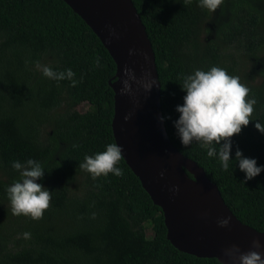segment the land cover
<instances>
[{"label":"trees","instance_id":"obj_1","mask_svg":"<svg viewBox=\"0 0 264 264\" xmlns=\"http://www.w3.org/2000/svg\"><path fill=\"white\" fill-rule=\"evenodd\" d=\"M132 1L155 52L172 143L204 169L239 221L264 233V171L245 181L234 161L224 170L206 146L181 145L173 125L184 74L215 65L239 77L243 57L264 55V0H224L215 12L198 0ZM37 62L71 68L77 83L43 76ZM116 72L108 49L65 1L0 0V264H222L171 244L162 209L123 156L119 177L93 178L79 167L85 155L116 143ZM254 82L241 83L257 101L253 117L264 123V83ZM232 140L233 155L239 146L264 164V134L253 121ZM28 158L45 168L38 182L51 191L40 219L14 215L6 193L19 179L11 162Z\"/></svg>","mask_w":264,"mask_h":264},{"label":"water","instance_id":"obj_2","mask_svg":"<svg viewBox=\"0 0 264 264\" xmlns=\"http://www.w3.org/2000/svg\"><path fill=\"white\" fill-rule=\"evenodd\" d=\"M63 1L97 34L116 63L114 137L123 158L162 209L171 244L181 252L216 258L222 264H239L227 251L233 245L239 249L236 256L250 250L264 255V233L239 221L204 169L172 143L160 119L155 52L133 1ZM124 81L127 91H121ZM223 217L230 218L226 227L217 223ZM254 240L260 241V248L254 247Z\"/></svg>","mask_w":264,"mask_h":264},{"label":"clouds","instance_id":"obj_3","mask_svg":"<svg viewBox=\"0 0 264 264\" xmlns=\"http://www.w3.org/2000/svg\"><path fill=\"white\" fill-rule=\"evenodd\" d=\"M223 2L224 0H198L199 6L209 12H215ZM99 62L97 57L96 63ZM36 67L43 76L51 80L68 79L73 85L77 83L73 79L75 73L71 68L55 70L39 62ZM180 87L185 95L182 98L183 103L175 107L179 115L173 121V125L181 145L189 146L196 143L206 146L207 156L218 158L224 170H228L230 163L234 161L235 167L238 166L244 173L245 181L264 171V164L258 165L255 158L245 156L239 146H236L234 155L232 153L233 135L239 134L242 126H247L250 121L254 122V127L261 134H264V123L253 117L257 101L249 95L250 89L240 82L239 77L213 65L208 70L197 68L191 73L184 74ZM127 90L128 83L124 81L121 91ZM127 118L126 116L125 119ZM160 119L164 120L165 117ZM122 156V147L118 143H107L103 151L85 155L79 167L89 172L93 178L108 176L109 173L119 177L124 174V169L119 166ZM11 167L19 174V179L6 188L11 212L14 215L40 219L44 210L49 207L51 199V191L38 182L43 179L45 168L32 158L23 162L13 160ZM229 222V217L217 221L221 227H226ZM253 245L255 248L261 247L259 240H254ZM227 251L230 256L238 259L239 264H264V255L258 251L250 250L236 256L239 249L235 245Z\"/></svg>","mask_w":264,"mask_h":264},{"label":"rangeland","instance_id":"obj_4","mask_svg":"<svg viewBox=\"0 0 264 264\" xmlns=\"http://www.w3.org/2000/svg\"><path fill=\"white\" fill-rule=\"evenodd\" d=\"M207 27L211 26V22H208ZM211 37L210 35H206L204 39H207ZM238 70L241 71V75L239 78H241V82L246 84V82L249 84L250 81L254 78L255 84L261 85L264 83V55L259 56L256 59L252 58H245L240 60ZM83 111L88 109V105L84 104L81 108ZM147 235L149 238L153 236V230L151 228V225L147 227Z\"/></svg>","mask_w":264,"mask_h":264}]
</instances>
